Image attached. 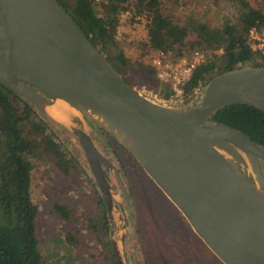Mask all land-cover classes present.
I'll return each instance as SVG.
<instances>
[{
    "label": "water",
    "instance_id": "water-1",
    "mask_svg": "<svg viewBox=\"0 0 264 264\" xmlns=\"http://www.w3.org/2000/svg\"><path fill=\"white\" fill-rule=\"evenodd\" d=\"M0 84L74 135L104 204L113 264H127L131 205L86 119L134 158L222 264H264V146L210 120L231 104L264 112V68L216 75L180 109L131 86L58 0H0ZM57 99L80 114L73 125L46 111ZM107 171L124 202L115 203Z\"/></svg>",
    "mask_w": 264,
    "mask_h": 264
},
{
    "label": "trees",
    "instance_id": "trees-1",
    "mask_svg": "<svg viewBox=\"0 0 264 264\" xmlns=\"http://www.w3.org/2000/svg\"><path fill=\"white\" fill-rule=\"evenodd\" d=\"M58 1L107 62L131 86L137 71L121 50L111 49L120 15L129 7L134 18L145 19L144 45L149 51L163 49L179 57L185 55L183 50L189 49L222 50L193 70L184 85L186 97L202 82L208 83L221 73L241 67L264 68V52L252 51L248 41L250 28H264V12L253 7L248 0H228L233 6L232 15L220 25L201 21L193 14L176 22L161 11V0ZM190 35H193L191 39ZM122 70L128 75H124ZM146 81L158 97H170L172 90L157 79L150 66ZM196 103L194 101L180 109L190 108ZM210 120L238 129L264 146V112L253 106H223L213 112ZM67 135L68 130L63 125L0 84V264H44L35 235L37 206L31 199V172L33 162L42 158L49 160L64 176L77 172V167L85 171L78 153L68 148L70 141ZM100 202L104 206L102 200ZM54 209L68 215L63 206L55 205ZM100 218L106 232L105 212Z\"/></svg>",
    "mask_w": 264,
    "mask_h": 264
},
{
    "label": "rangeland",
    "instance_id": "rangeland-1",
    "mask_svg": "<svg viewBox=\"0 0 264 264\" xmlns=\"http://www.w3.org/2000/svg\"><path fill=\"white\" fill-rule=\"evenodd\" d=\"M161 1V11L171 16L176 22H181L188 15L193 14L201 21H206L211 25H220L231 17L233 11V6L228 0ZM248 1L253 7L260 8L264 12V0ZM145 37V19L134 18L131 7H129L126 12H122L120 15L114 46L111 49L121 50L130 59L132 68L137 71L133 87L142 94L164 104L163 99L148 87L149 81H146L149 67H147V58L150 51L144 45ZM192 37L193 35H190L189 39ZM193 50L195 49L183 50V52L189 54ZM122 73L128 75L124 70ZM202 83L203 89H205L207 83L206 81ZM186 98L187 101L183 106L194 101L198 102L200 99L194 94H190ZM86 122L90 126L89 134L91 133L94 138L99 140L102 136L113 144L116 143L112 136L96 122L90 119H86ZM67 137L70 141L67 143L68 148L75 154L77 152L79 159L84 162L80 158L78 147L74 143L75 137L71 131H68ZM123 151L125 150H120L124 160V170L133 175V177L129 176L128 181L134 194L138 220L139 247L137 249L140 250L141 255V257L139 255V264H167L168 262L179 264L174 257L177 255L181 258L182 255L178 251H174L175 255L166 248L162 240L163 238L166 240L168 235L172 240L176 234L182 235L185 232L179 220L180 212L167 197L164 199L159 194L157 186L147 178L143 169L134 163V158H131L129 153L130 156L125 157ZM33 165L30 187L31 199L37 206L35 235L43 263L112 264L108 228L106 232L103 230L100 218L105 212L104 206L100 202L99 192L86 163L84 162L85 171L77 167V172L70 176H64L56 170L49 160L44 158L39 161L36 160ZM113 181L115 183L114 179ZM112 190L115 203L117 204L118 200L124 202L118 192L114 191V188ZM167 202H170L169 205ZM55 205L63 206L68 211V215L64 216L56 211ZM157 227L161 234H159ZM133 228L132 224L130 235L134 232ZM130 235L126 248L127 257ZM158 247L162 249L164 256L161 254L156 256ZM164 258L165 260H163Z\"/></svg>",
    "mask_w": 264,
    "mask_h": 264
},
{
    "label": "flooded vegetation",
    "instance_id": "flooded-vegetation-1",
    "mask_svg": "<svg viewBox=\"0 0 264 264\" xmlns=\"http://www.w3.org/2000/svg\"><path fill=\"white\" fill-rule=\"evenodd\" d=\"M90 137L92 141L98 146L100 151L105 155V157L112 163L114 169L117 171V173L120 175L121 179L124 181L126 185L127 193H128L129 201L131 205L132 224L134 227L133 228L134 232L130 235V245L128 248L127 264H139V259L141 255H140V250L137 249V247H139V242H138V233H139L138 229L139 228L137 227L138 220H137L134 194L132 192V189L128 181L129 176L133 177V175H130L128 172L124 170L125 169L124 160L120 152V150L122 149L125 150V149L122 148L117 142L113 144L108 139L102 138V136L98 140L94 138L92 134L90 133ZM123 154L125 157L130 156L126 151H123ZM134 163L140 168V166L138 165L136 161ZM106 176L112 188L115 189L114 191L118 192L119 196L124 201V197H123L118 181L114 179V176L112 175L110 171L106 172ZM147 178L150 179L148 176ZM113 179L115 180V183H113L114 182ZM158 192L164 199H167L166 196H164V194L159 188H158ZM169 203L167 202V205H169ZM179 220L181 221L185 232L182 235L176 234L175 236L172 237V240H170L169 235L166 236V240L164 238L162 240L166 248H168L173 253L174 251L175 252L178 251L182 255V257L179 258L174 253L176 255L174 257L176 262L179 264H219L220 262L218 258L209 251V249L204 245V243L200 240V238L192 231V229L187 224V222L185 221V219L182 217L181 214H180ZM170 224L172 225V223ZM170 231H172V228H170ZM158 232L159 234H161L160 229H158ZM178 235H179V238H178ZM167 239H168V242H167ZM159 254H161V256H164V254H162V249L158 247L156 256H158ZM163 260H165V258Z\"/></svg>",
    "mask_w": 264,
    "mask_h": 264
},
{
    "label": "built area",
    "instance_id": "built-area-1",
    "mask_svg": "<svg viewBox=\"0 0 264 264\" xmlns=\"http://www.w3.org/2000/svg\"><path fill=\"white\" fill-rule=\"evenodd\" d=\"M248 41L252 51L264 52V28L257 26L250 28ZM221 52V49L207 51L195 49L189 54L175 57L170 51L151 50L147 58L148 65L154 71L157 79L172 90L170 97L163 99L162 102L174 107H182L187 101L184 95V85L193 70L205 63L213 54ZM202 84L195 87L191 95L199 97L203 89Z\"/></svg>",
    "mask_w": 264,
    "mask_h": 264
},
{
    "label": "bare ground",
    "instance_id": "bare-ground-1",
    "mask_svg": "<svg viewBox=\"0 0 264 264\" xmlns=\"http://www.w3.org/2000/svg\"><path fill=\"white\" fill-rule=\"evenodd\" d=\"M46 111L53 119L66 126L73 125L74 117H79L80 115L75 109L61 99H57L53 104L47 106Z\"/></svg>",
    "mask_w": 264,
    "mask_h": 264
},
{
    "label": "crops",
    "instance_id": "crops-1",
    "mask_svg": "<svg viewBox=\"0 0 264 264\" xmlns=\"http://www.w3.org/2000/svg\"><path fill=\"white\" fill-rule=\"evenodd\" d=\"M210 251V250H209ZM211 252V251H210Z\"/></svg>",
    "mask_w": 264,
    "mask_h": 264
}]
</instances>
